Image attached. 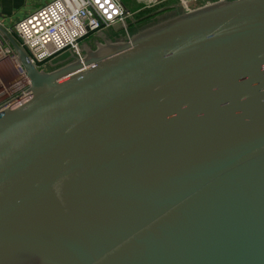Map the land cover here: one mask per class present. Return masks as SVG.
I'll list each match as a JSON object with an SVG mask.
<instances>
[{
	"label": "water",
	"instance_id": "water-1",
	"mask_svg": "<svg viewBox=\"0 0 264 264\" xmlns=\"http://www.w3.org/2000/svg\"><path fill=\"white\" fill-rule=\"evenodd\" d=\"M0 35L31 82L0 114V264H264V0L50 72Z\"/></svg>",
	"mask_w": 264,
	"mask_h": 264
},
{
	"label": "built area",
	"instance_id": "built-area-1",
	"mask_svg": "<svg viewBox=\"0 0 264 264\" xmlns=\"http://www.w3.org/2000/svg\"><path fill=\"white\" fill-rule=\"evenodd\" d=\"M184 12L232 0H177ZM152 0L150 1V3ZM191 3V4H190ZM130 17L121 0H51L8 30L39 70L56 55L81 59L80 41L100 30L124 26ZM129 39L128 37L126 40ZM31 82L13 49L0 35V114L27 99Z\"/></svg>",
	"mask_w": 264,
	"mask_h": 264
},
{
	"label": "rangeland",
	"instance_id": "rangeland-1",
	"mask_svg": "<svg viewBox=\"0 0 264 264\" xmlns=\"http://www.w3.org/2000/svg\"><path fill=\"white\" fill-rule=\"evenodd\" d=\"M124 4V7L130 12H134L138 8L142 7L143 0H121ZM212 1V0H211ZM173 2H176L177 0H173ZM191 4V3H190ZM167 9V7H166ZM167 12L162 14V10L158 11L154 15H148L146 18H142L141 20L139 18L135 19L136 17H132L129 19V21H126L124 26H115L113 28L100 30L97 33H92L88 35L86 38L80 41V52H81V59L85 55V49L95 50L98 44H103L104 41H107L109 43H116L121 41H126V38H130L132 35L138 33L139 31L148 28L152 25H154L156 22L170 17L174 16L176 12H171L170 9L166 10ZM178 13V12H177ZM162 14L159 16L155 15ZM74 54L72 53H64L60 55H56L53 58L49 59L47 61V66L43 67L41 66V69H46L47 72L56 70L60 68L63 65H66L67 63L73 61Z\"/></svg>",
	"mask_w": 264,
	"mask_h": 264
},
{
	"label": "crops",
	"instance_id": "crops-1",
	"mask_svg": "<svg viewBox=\"0 0 264 264\" xmlns=\"http://www.w3.org/2000/svg\"><path fill=\"white\" fill-rule=\"evenodd\" d=\"M50 1L51 0H0V25L8 31L24 17ZM150 1L151 0H143L142 7L132 13L129 12L130 17L127 21L132 17H136L140 13L145 14L150 12L145 15L147 16L154 15L160 10H162V14L166 13L167 9H170V11L174 13L177 9L182 10L176 2H173V0H152L151 3ZM162 14L155 15V17Z\"/></svg>",
	"mask_w": 264,
	"mask_h": 264
},
{
	"label": "trees",
	"instance_id": "trees-1",
	"mask_svg": "<svg viewBox=\"0 0 264 264\" xmlns=\"http://www.w3.org/2000/svg\"><path fill=\"white\" fill-rule=\"evenodd\" d=\"M147 13L149 14L150 12H147ZM147 13H145V14H143V13L138 14V15L136 16V19L139 18V19L141 20V19L144 18V17L146 18V17L148 16V15L145 16ZM154 17H155V16H154ZM137 20H138V19H137Z\"/></svg>",
	"mask_w": 264,
	"mask_h": 264
}]
</instances>
